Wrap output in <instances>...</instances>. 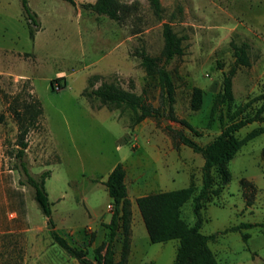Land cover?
<instances>
[{
    "label": "rangeland",
    "instance_id": "1",
    "mask_svg": "<svg viewBox=\"0 0 264 264\" xmlns=\"http://www.w3.org/2000/svg\"><path fill=\"white\" fill-rule=\"evenodd\" d=\"M27 1L40 23L33 37L21 0H0L1 176L7 182L26 181L15 157L19 131L13 109L36 99L42 116L27 136L24 162L32 175L51 172L45 189L56 230L93 259L94 249L107 239L105 225L112 214L105 182L122 164L132 203L127 264H173L178 241L151 243L136 199L191 185L193 195L201 191L202 156L168 135L166 126L204 146L220 135L222 126L261 106L264 0H159V14L151 0H114L118 20L85 7L97 0H74L75 5L64 0ZM165 24L182 40L184 51L167 67L175 85L172 111L160 97L158 77L147 74L138 56L145 51L153 58L161 57ZM233 44L245 47L250 66L238 67L233 100L221 102L224 74L235 61ZM104 84L143 97L161 109V119L136 124L129 108H111L83 95ZM194 88L202 91L198 110L191 107ZM262 126L253 123L237 136L244 139ZM263 150L264 133L229 162L230 181L204 207L201 232L205 235L242 223L256 226L220 235L209 243L218 264H264ZM213 175L220 186L219 175ZM242 181L251 185L243 188ZM26 189L30 224L40 233V249L45 247L40 256L31 254V264H79L53 244L33 190ZM181 217L194 224L192 199L182 207ZM121 242L118 236L117 261Z\"/></svg>",
    "mask_w": 264,
    "mask_h": 264
},
{
    "label": "trees",
    "instance_id": "2",
    "mask_svg": "<svg viewBox=\"0 0 264 264\" xmlns=\"http://www.w3.org/2000/svg\"><path fill=\"white\" fill-rule=\"evenodd\" d=\"M75 5L74 0H64ZM152 6L157 14L161 12L159 0H151ZM23 16L32 27L30 35L40 29V23L36 13L32 12L27 0H21ZM90 11L104 15L112 20H118L119 14L114 6V0H97L94 4L85 6ZM164 48L160 58H153L145 51L138 53L142 67L150 76H157L160 86V97L166 100L169 111H172L175 103V85L172 81L168 66L179 56L183 55L182 40L174 33L169 24L163 27ZM235 61L232 68L224 74L223 93L221 102L233 100V77L238 67L250 66L249 57L245 47L233 44ZM89 100L99 99L108 107L124 106L132 110L135 114V123L139 124L145 119L151 118L159 121L162 112L159 107H154L143 97L132 92L124 91L114 85H102L92 92L83 93ZM32 98V96H31ZM258 100L262 104L255 113H248L244 118L233 121L229 126H222L221 133L210 143L202 146L182 131H176L170 126H166L167 134L178 143L190 148L194 153L202 156L204 164L202 167V188L197 195H193L194 188H187L161 192L153 195L142 196L136 199V204L145 225L151 243H165L178 241V248L173 264H218L215 254L209 248V243L215 242L220 235L229 232H242L243 230L256 227L254 224L242 223L238 226L227 228L222 232L205 235L201 232L204 224L203 210L205 205L213 198L220 196L223 187L230 181L231 175L227 165L232 161L239 150L253 138L264 133V126L249 134L246 138L240 139L237 133L244 127L253 123L264 125V95ZM202 102V91L194 88L192 92L191 107L194 110L200 108ZM13 114L18 124V136L16 142V159L20 163L23 174L26 176L24 185L33 190V198L40 211L47 219V229L54 245H58L69 257L79 264H127L131 247V222L132 203L129 199L126 184V170L122 164H118L109 174L105 186L109 197L112 200V214L105 228L108 230L107 239L94 249L93 259L88 258L86 252L73 246L57 230L52 218V208L48 193L45 189V181L50 177V171H44L40 175H32L27 164L24 162L26 150L29 143L27 136L29 132L38 126L42 116V107L38 100L31 99L22 107L13 109ZM187 127L191 126L182 121ZM264 157V150L262 152ZM213 172L219 175L221 185H215ZM242 187L251 185L242 181ZM192 199L193 214L195 222L193 225L186 223L181 217L182 207ZM247 205H251L250 200ZM122 237L121 257L116 260L115 243L117 237ZM243 238L246 240L247 236Z\"/></svg>",
    "mask_w": 264,
    "mask_h": 264
},
{
    "label": "crops",
    "instance_id": "3",
    "mask_svg": "<svg viewBox=\"0 0 264 264\" xmlns=\"http://www.w3.org/2000/svg\"><path fill=\"white\" fill-rule=\"evenodd\" d=\"M2 173H0V264H31V254L38 257L44 253L45 247L40 249V233L30 224L29 192L27 186L17 178L7 182L1 176Z\"/></svg>",
    "mask_w": 264,
    "mask_h": 264
}]
</instances>
